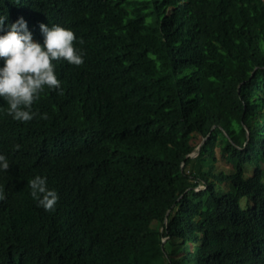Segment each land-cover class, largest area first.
<instances>
[{"label":"trees","instance_id":"trees-1","mask_svg":"<svg viewBox=\"0 0 264 264\" xmlns=\"http://www.w3.org/2000/svg\"><path fill=\"white\" fill-rule=\"evenodd\" d=\"M0 15L41 44V23L70 28L85 53L33 105L49 119L15 121L0 98V264H264V0H0Z\"/></svg>","mask_w":264,"mask_h":264},{"label":"clouds","instance_id":"clouds-1","mask_svg":"<svg viewBox=\"0 0 264 264\" xmlns=\"http://www.w3.org/2000/svg\"><path fill=\"white\" fill-rule=\"evenodd\" d=\"M6 15H0V98L7 104L6 114L13 120L28 123L34 118L49 119L47 113H38L33 105L40 100L45 89L58 90L63 95L61 81L56 74V63L65 61L73 66L84 64V51L77 45L84 41L77 39L70 28L59 25H39L43 35V44L32 37L34 31H29L27 22L18 18L7 25ZM20 145H14L13 150L19 151ZM10 168L7 157L0 154V171L7 172ZM30 196L45 211H54L59 201L58 192L49 189L47 179L36 175L28 181ZM6 199L3 186H0V202Z\"/></svg>","mask_w":264,"mask_h":264},{"label":"rangeland","instance_id":"rangeland-1","mask_svg":"<svg viewBox=\"0 0 264 264\" xmlns=\"http://www.w3.org/2000/svg\"><path fill=\"white\" fill-rule=\"evenodd\" d=\"M218 163L222 164L223 162L221 161V159H219ZM250 173H251V168H248L246 174H250Z\"/></svg>","mask_w":264,"mask_h":264},{"label":"water","instance_id":"water-1","mask_svg":"<svg viewBox=\"0 0 264 264\" xmlns=\"http://www.w3.org/2000/svg\"><path fill=\"white\" fill-rule=\"evenodd\" d=\"M247 136H248V133H247ZM200 145L197 147V149H199Z\"/></svg>","mask_w":264,"mask_h":264}]
</instances>
